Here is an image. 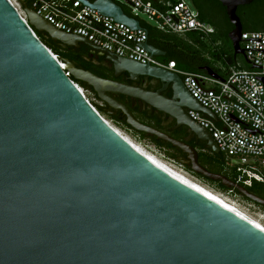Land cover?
<instances>
[{
    "label": "water",
    "instance_id": "95a60500",
    "mask_svg": "<svg viewBox=\"0 0 264 264\" xmlns=\"http://www.w3.org/2000/svg\"><path fill=\"white\" fill-rule=\"evenodd\" d=\"M77 1L141 31L140 23L112 0ZM215 1L234 27L227 35L234 57L243 56L240 41L260 40H240L236 10L254 0ZM20 2L25 18L9 0H0V264H264L263 230L143 156L101 117L70 77L120 111L132 131L180 150L192 173L264 208L263 199L199 164L197 150L189 145L192 137L214 154L219 151L188 111L217 120L190 96L181 78L59 31ZM34 31L69 48L83 44L105 54L115 77L126 73L131 80L147 77L171 85L173 99L60 62ZM136 45L150 56H165L148 42ZM201 70L219 78L208 67ZM111 95L141 101L172 118L174 129L187 128L190 136L176 140L140 123Z\"/></svg>",
    "mask_w": 264,
    "mask_h": 264
},
{
    "label": "built area",
    "instance_id": "2783aa9c",
    "mask_svg": "<svg viewBox=\"0 0 264 264\" xmlns=\"http://www.w3.org/2000/svg\"><path fill=\"white\" fill-rule=\"evenodd\" d=\"M9 1L20 6V1L24 2L36 15L59 31L82 36L94 46L121 58L144 65L148 63V66L179 76L190 96L215 116L217 121L188 111L191 120L211 134L219 153L226 158L234 173L233 182L244 188H251L254 183L264 186V53L244 50L264 51V33L241 34L240 40H260L240 41L243 57L250 62L248 64L251 70L240 69L238 65H227L222 75L215 73L219 78H213L205 72H186L174 62L168 63L150 56L136 45L148 42L147 33L142 27L141 31H131L77 0ZM88 1L92 3L96 0ZM112 1L125 7L128 17L150 26V23H154L152 27L166 34L179 37L194 34L204 41L214 34L213 27L200 21L198 13L184 0ZM140 16L146 17L150 23L140 19ZM253 65L261 68L253 69Z\"/></svg>",
    "mask_w": 264,
    "mask_h": 264
},
{
    "label": "trees",
    "instance_id": "16d2710c",
    "mask_svg": "<svg viewBox=\"0 0 264 264\" xmlns=\"http://www.w3.org/2000/svg\"><path fill=\"white\" fill-rule=\"evenodd\" d=\"M193 5V10L198 13L200 21L210 25L215 29V33L209 37L208 40L204 41L199 36L194 34H188L184 37H179L176 35L166 34L164 32L158 31L156 28L144 24V22H140V26L143 30L147 33L148 43H151L156 46V48L164 50L168 53V57L166 59L160 58L164 62L168 63H176L179 69H182L186 72H194V73H202V70L199 66H206L210 68L214 73H218L222 75V72L219 68L216 67L217 63H224L227 65H233L240 69L251 70V67L245 62L244 64H240L237 61V57H234L232 45L229 41L227 35L230 32L231 27L229 26L228 20L225 16V11L223 8L215 2V0H208L207 5L205 7L208 11L212 12L214 8L220 9L222 15L224 16V23L229 27V30L223 34L220 29L210 21L206 14L202 11V8L197 4L195 0H189ZM126 15H129L126 8L120 6ZM258 5L253 6L250 9V15L253 17L254 15L258 14ZM222 21V20H221ZM223 23V22H221ZM244 26L247 25L246 28L243 29L244 32H261L259 30L253 29L249 26V22L243 23ZM37 38L41 41V43L48 48L54 56L58 58L60 62L68 61L73 64L77 69L90 72L91 74L95 75L96 77H104L99 70H103V67L99 66L95 60H90L89 56L86 54H82L78 57L75 56L76 48H69L66 46L61 45L58 42H53L50 37L45 33H39L34 31ZM264 33V32H261ZM104 61V60H103ZM73 82L84 90H90L95 97L97 98L96 94L93 90L88 87L85 83L79 82L74 80L70 77ZM102 79V78H100ZM105 80V79H103ZM98 99V98H97ZM97 111L109 119L113 120L114 122L122 125L123 127L132 131L125 123V120L121 117L117 116H109L106 111L102 107H97L92 104ZM150 126L155 128L161 132H164L176 140H182L184 137L183 134L172 132L168 130L170 133L166 132L165 129H162L158 122L154 121L152 118L148 119ZM134 132V131H133ZM141 139L147 140L156 148L164 151L166 157L178 165H181L186 172L191 173L193 176L197 178L204 179L203 177L192 173L190 169V164L187 161L186 155H184L180 150L173 148L170 144L165 143L163 141H158L155 137H146V135L142 133H136ZM195 150L198 152V161L199 164L205 168L208 172L213 174H218L230 178L231 181L234 180V173L230 170L228 161L226 158L219 154H214L205 143H201L197 141L196 145H191ZM229 174L230 176L228 177ZM206 180V179H204ZM208 181V180H206ZM210 182V181H209ZM213 183V182H212ZM221 189L228 190L223 188L220 183H216ZM251 193L252 195L263 199L264 200V186L258 183H254L251 188H245ZM238 194L236 191H230ZM239 195V194H238ZM246 201V198H244ZM250 202V201H249ZM258 206V205H257ZM262 211H264L263 207L258 206Z\"/></svg>",
    "mask_w": 264,
    "mask_h": 264
},
{
    "label": "flooded vegetation",
    "instance_id": "af4514ba",
    "mask_svg": "<svg viewBox=\"0 0 264 264\" xmlns=\"http://www.w3.org/2000/svg\"><path fill=\"white\" fill-rule=\"evenodd\" d=\"M195 1L202 8V11L206 14L207 18L210 21H212L214 24H216V26L220 29V31L223 34H225L229 30V27L227 25H225V23L223 21L224 16L222 15L220 9L214 8L213 11L210 12L205 7V5H207L208 0H195ZM215 2H217V1H215ZM217 3L220 4L219 2H217ZM255 5H258L259 11H258V14L254 15L252 17L250 15L249 11ZM220 6L222 7L221 4H220ZM223 11H225L224 8H223ZM236 15H237V17L241 23L242 30L247 27L246 23L249 22L248 27H251L253 29L264 32V0H254L253 3H251L248 6L238 7L236 10ZM225 16L228 20L226 12H225ZM221 22H223V23H221ZM228 23H229V26L231 27V29H230V31H231L234 27L230 24L229 20H228ZM243 23H245L246 26H244ZM214 33H215V29H214ZM149 44H151V43H149ZM151 45H153V44H151ZM153 46L156 47L155 45H153ZM159 50H161V49H159ZM161 51L163 53H165V56L162 58L166 59L168 57V53L164 50H161ZM82 54L88 55L90 60L92 59V60H95L97 62H100V63H98L99 66L103 67V70H99L100 73L104 76V77H100L102 79H105L108 81L118 82V83H121V84H124L127 86H131V87L138 88V89L148 91V92H152V93L159 92L161 96H163L167 99H170V100L173 99L174 93L172 91L171 85H165L159 81L152 80V79L147 78V77H138L135 80H131L126 73H122L118 77H115L113 67L109 62L106 61V55L105 54L93 52L90 49H88L86 46L81 44L79 48H76L75 56L78 57ZM199 67L202 69V68H205L206 66H199ZM111 97L114 100H116V101L120 102L121 104H123L124 106H126L129 109V111L134 115V117L142 124L151 125L149 123L148 119L152 118L154 121L158 122L160 127L162 129H165L166 132L170 133L168 130H171L172 132H174V134L175 133L183 134L184 137L180 141H183L190 136V133H189L187 128L180 127L178 129H174L175 121L172 118H170L167 115H164L162 113L156 112L155 110H153L152 108L145 105L144 103H142L139 100L131 99V98L121 96V95H111ZM103 104H104L103 109H104V111L107 112V114L109 116H114V117L119 116L125 120V117L122 115V113L120 111H116L114 109H111L105 103H103ZM196 144H197V140L194 137H192L190 142H189V145H196ZM228 179L230 180V178H228Z\"/></svg>",
    "mask_w": 264,
    "mask_h": 264
},
{
    "label": "rangeland",
    "instance_id": "374dc122",
    "mask_svg": "<svg viewBox=\"0 0 264 264\" xmlns=\"http://www.w3.org/2000/svg\"><path fill=\"white\" fill-rule=\"evenodd\" d=\"M118 1L119 3H122L123 0H115ZM188 6L191 9L193 8V5L191 4V2L189 0H184ZM17 10L19 11V13H21L22 17L25 18V13L23 10V7L20 6L19 4H15ZM140 19H142L145 22L150 23L146 17L144 16H140ZM152 26H154V23H150ZM237 61L242 65L245 63L244 57L241 55L237 56ZM216 67L219 68V70L221 72H223V70L226 69V64L224 63H217ZM79 87V86H78ZM80 88V87H79ZM85 96V98L89 101V103L92 105H95L97 107H102L104 108V104L98 100L95 95L90 91V90H84L82 88H80ZM94 107V106H93ZM95 108V107H94ZM96 109V108H95ZM97 110V109H96ZM98 112V111H97ZM99 113V112H98ZM101 115V117L107 122L109 123L111 126L115 127L116 129H118L123 135L127 136L129 139H131L133 142L140 144V146L143 148H145V150L151 154H153L154 156H156L157 158H159L161 161H163L164 163L170 165L171 167H173L174 169L181 171L185 174H187L188 176H190L191 178H193L195 181H197L199 184L203 185L204 187L210 189L211 191L223 196L225 199H227L228 201H230L232 204H234L240 211H242L244 214H246L248 217L257 220L261 226L264 227V212L255 204L246 201L244 199V197L235 194L234 192H229L228 190H223L221 189L216 183L217 182H209L206 181L204 179L201 178H197L195 176H193L191 173L186 172V170L181 166L176 164L175 162H173L172 160L168 159L164 153V151L156 148L154 145H152L150 142H148L147 140H143L141 138H139L138 136H136V134L133 131H130L129 129L123 127L122 125L114 122L113 120L109 119L108 117H106L105 115L99 113ZM228 177L230 176L229 174H227ZM223 187V186H222ZM224 188V187H223Z\"/></svg>",
    "mask_w": 264,
    "mask_h": 264
},
{
    "label": "bare ground",
    "instance_id": "6f19581e",
    "mask_svg": "<svg viewBox=\"0 0 264 264\" xmlns=\"http://www.w3.org/2000/svg\"><path fill=\"white\" fill-rule=\"evenodd\" d=\"M15 6V4H14ZM16 7V6H15ZM21 14V13H20ZM22 16V15H21ZM109 124V123H108ZM110 125V124H109ZM111 126V125H110ZM121 137H123L133 148H135L136 150H138L143 156H145L146 158H148L150 161H152L154 164H156L157 166H159L161 169H163L164 171H166L167 173H169L171 176L175 177L176 179L180 180L181 182H183L184 184L194 188L195 190L203 193L204 195L210 197L211 199H213L214 201L220 203L221 205L233 210L234 212H236L238 215L242 216L243 218L247 219L249 222H251L253 225H255L256 227L260 228L261 230L264 231V227L260 225V223L255 220L252 219L250 217H248L246 214H244L242 211H240L234 204H232L230 201H228L227 199H225L223 196L211 191L210 189L204 187L203 185L199 184L197 181H195L193 178H191L190 176H188L187 174L178 171L176 169H174L173 167H171L170 165L164 163L163 161H161L159 158H157L156 156H154L153 154L149 153V151L147 152L145 150V148L141 147L140 144L133 142L131 139H129L127 136L123 135L118 129H116L115 127L111 126Z\"/></svg>",
    "mask_w": 264,
    "mask_h": 264
}]
</instances>
